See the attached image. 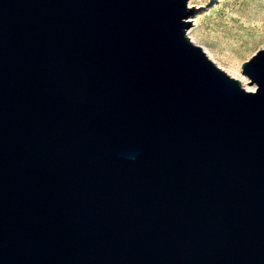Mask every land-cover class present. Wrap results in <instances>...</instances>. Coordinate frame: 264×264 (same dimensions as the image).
I'll use <instances>...</instances> for the list:
<instances>
[{
  "label": "water",
  "instance_id": "obj_1",
  "mask_svg": "<svg viewBox=\"0 0 264 264\" xmlns=\"http://www.w3.org/2000/svg\"><path fill=\"white\" fill-rule=\"evenodd\" d=\"M188 0H0V264H264L253 90Z\"/></svg>",
  "mask_w": 264,
  "mask_h": 264
},
{
  "label": "rangeland",
  "instance_id": "obj_2",
  "mask_svg": "<svg viewBox=\"0 0 264 264\" xmlns=\"http://www.w3.org/2000/svg\"><path fill=\"white\" fill-rule=\"evenodd\" d=\"M191 4L195 11L188 18L191 21L187 32L190 30L195 32L198 36L196 39L198 45L207 44L216 52L218 65L215 64L218 67L231 73L232 64L237 62L239 72L242 74L241 64L261 47L250 49L246 46V53H239L235 61L230 59L229 55H223L227 53L224 52L225 45L219 43L214 36L217 33L231 34L234 40H239L242 44L250 36L259 38L260 41L264 40V0H191Z\"/></svg>",
  "mask_w": 264,
  "mask_h": 264
},
{
  "label": "bare ground",
  "instance_id": "obj_3",
  "mask_svg": "<svg viewBox=\"0 0 264 264\" xmlns=\"http://www.w3.org/2000/svg\"><path fill=\"white\" fill-rule=\"evenodd\" d=\"M189 6H193L191 4V0L188 1ZM191 21V20H190ZM187 35L189 36V38L191 39L192 42H194L195 44H198L196 39H197V34L193 31H188ZM252 36H250L245 42L244 44H242L239 40H234V37H232L231 34H227V35H223L221 33H217L215 34L214 38L218 39L219 43L225 45V50L224 52L227 53H223L224 56H228L229 58L232 60H237V55L239 53H246L245 52V47L248 46L247 48H253V47H261L264 48V40L260 41L259 38H251ZM243 45V46H242ZM202 49L205 51V53L207 54V56L218 65L216 58H215V54L216 52L211 49L210 47H208L207 44H201ZM249 49V50H250ZM218 54V53H217ZM237 63V62H236ZM236 63H231L232 64V69H231V73L228 72L229 74H231L232 76L240 79L243 83L242 85L247 89V90H253L254 86H250L247 83V79L243 74H240L239 72V66H237Z\"/></svg>",
  "mask_w": 264,
  "mask_h": 264
}]
</instances>
